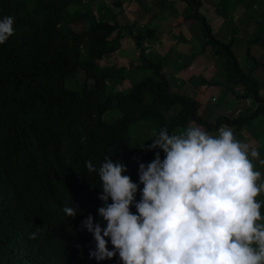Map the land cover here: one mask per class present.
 I'll return each mask as SVG.
<instances>
[{"label": "trees", "instance_id": "1", "mask_svg": "<svg viewBox=\"0 0 264 264\" xmlns=\"http://www.w3.org/2000/svg\"><path fill=\"white\" fill-rule=\"evenodd\" d=\"M182 1L184 18L199 23L198 53L209 47L210 69L223 73L234 98L253 102L244 114L202 119L198 101L173 91L161 59L145 48V39H158L157 28L128 22L119 9L114 11L118 2L94 14L92 0H0V18L14 17L15 29L0 44V264H121L118 256L89 258L96 245L81 222L89 214L94 223L104 222L97 217L101 181L85 162L91 160L99 168L111 155L126 163L125 174L137 181L138 162L154 158V151L140 146L153 137L130 143L132 125L152 121L156 131L166 126L174 133L193 124L210 135L226 125L236 136L264 119V33L258 31L259 22H251L257 33L246 43V70L234 51L237 37H246L245 24L229 22L230 38L219 39L200 11L203 0ZM248 1L251 5L257 0ZM78 24L85 39L76 33ZM123 38L137 50L136 63L129 61L127 68L102 65ZM127 79L128 87L119 89ZM67 81L74 83L69 86ZM196 81L218 84L199 75ZM111 111L119 116L104 121L103 115ZM260 159L253 163L260 164ZM257 199L264 200V193ZM66 205L78 208L74 218L64 214ZM33 232L35 239L30 238Z\"/></svg>", "mask_w": 264, "mask_h": 264}, {"label": "clouds", "instance_id": "2", "mask_svg": "<svg viewBox=\"0 0 264 264\" xmlns=\"http://www.w3.org/2000/svg\"><path fill=\"white\" fill-rule=\"evenodd\" d=\"M13 25L14 17L0 18V44L14 35ZM217 133L210 135L203 126L178 134L166 126L154 130L151 143L140 146L154 151V158L138 162L137 181L125 174L126 163L111 155L99 168L86 161L88 172L101 181L97 217L104 222L94 223L91 214L81 222L96 245L89 258L118 256L121 264H264V200L257 199L264 179L253 163L260 153L226 125ZM63 212L74 218L78 208L66 205ZM36 237L37 232L30 235Z\"/></svg>", "mask_w": 264, "mask_h": 264}, {"label": "rangeland", "instance_id": "3", "mask_svg": "<svg viewBox=\"0 0 264 264\" xmlns=\"http://www.w3.org/2000/svg\"><path fill=\"white\" fill-rule=\"evenodd\" d=\"M85 1H88V0H85ZM108 1L109 0H92V2L95 3L94 5H98V6L100 5L98 7L100 9L102 8V6L106 7V5L108 4ZM165 1H166L165 4L167 5L168 10L172 11L173 12L172 14L175 15L174 19L175 18L178 19V17L179 18L181 17L184 20H192V19L184 18L185 11H183L182 13H179L180 12L179 6L183 4L181 0H165ZM236 2L237 0H231L227 6H232L236 4ZM96 10L97 9L94 10L93 8L92 12L95 14ZM228 11H233V9L230 8ZM246 11L247 13H249L248 9H246ZM122 16L126 18L128 22L132 21L129 17H127L125 13H122ZM121 20L123 19L121 18ZM230 23L233 24V22H230ZM230 23H228L229 26H230ZM188 24L189 23H186L185 26L188 27ZM195 24L196 26L199 27L198 22H195ZM147 25H151V24H147ZM153 27H155V25ZM215 27H218V24H216ZM75 28L79 30L76 32L77 35H79L82 39H85L84 34L80 31V25L79 24L75 25ZM213 29L214 30L212 31V33H214L215 36L218 37L219 39H225V37L229 39L231 36V35L229 36L228 31H227V34H226V31H224V33L223 31H220L219 34H217L216 33L217 30H215V28ZM186 32H187L186 30L182 32V29L179 28L177 31H174L173 33L178 34V35L182 33L185 35ZM237 33L238 31H232V30L230 32V34H234V35H236ZM223 34L226 36H223ZM158 35L160 36L159 39L163 37V33L161 31L158 33ZM200 36L201 34L198 31L194 37H188L189 38L188 43L182 40L181 37L178 39V42H176L177 41V38H176L175 44L172 41L173 39V36H172L170 38L171 46L169 47L167 46L166 48H164V52H160L159 49L156 48L157 46L156 43L153 44L152 43L153 41L149 42L148 39H145V48L148 51V49L155 47V49L152 48L153 55L154 57L161 59L162 66L165 67L163 71L164 72L166 71L165 73L169 75L170 86L172 90L176 91V93L181 94V95L185 94L186 96H191L192 99H194L195 101H198L199 103L198 115L202 119L206 120L207 122H211L219 116L234 117V116H238L240 113L244 114L245 110L253 106V102L252 101L246 102V100H238L234 98L233 95L227 90V88L224 85L225 79H224L223 73L217 71L214 68L210 69V66H212L213 61H211V59H208V57L206 56V52L209 51V47H206L204 49V53L202 54V57H200L201 59H199V61L203 62V64L198 63V65L202 64V66L209 67L208 70H206L205 67L194 65V62L192 63L190 62V55L192 54L195 56L201 55L200 53H198L199 51L198 42L200 40ZM252 36L253 35L248 34L243 39H241V36L237 37V45L236 47H234V51H236V53L239 55V61L241 62L243 68L246 70L250 66L248 63V58H246V43H247V40L251 38ZM166 39L167 37L165 38V40ZM178 43L182 45H180V47H177V45H179ZM184 49H187V51H185ZM137 54H138L137 50L134 49L133 46L131 48H122L121 50H118V52H116L117 56L115 55V53H113L112 55L104 58V61L101 63L102 65H115L117 67L120 66V67L127 68L129 61L136 63ZM122 55H124V57H118ZM187 64H190V65L187 66ZM180 71H181V74L177 75V73H179ZM197 75H199L205 81H215L218 84L217 85H205L202 83L199 84L196 81ZM137 78L138 77H134V79H137ZM185 79H187V81H185ZM70 82L74 83V81H67V85L70 86ZM127 82L129 83L128 79L125 80L123 86H119L118 88L121 90H124L129 85L127 84ZM262 94L264 95V88L262 89ZM118 116H119V113L117 111L106 112L103 115V120L106 122H112ZM254 123L252 127H246L245 130L240 132L235 137L237 140L248 143L251 147L256 148L260 153V157H263L264 159V155L262 156V153H261L262 151H264V119H257L254 121ZM190 126H196V125L190 124L188 127ZM154 130L156 131V124L154 122L152 121L138 122L137 124L132 125L131 128L129 129V141L130 143H133V144L138 143V142H143L152 136V133ZM184 130H186V128L178 129L174 133L178 134V133L183 132ZM254 133H256L257 135H255ZM255 136H258L257 140L253 139ZM255 163L254 165L259 169V171L263 175L262 176L263 178L264 172H262V170L264 168V164H262L261 162L260 164H255Z\"/></svg>", "mask_w": 264, "mask_h": 264}, {"label": "crops", "instance_id": "4", "mask_svg": "<svg viewBox=\"0 0 264 264\" xmlns=\"http://www.w3.org/2000/svg\"><path fill=\"white\" fill-rule=\"evenodd\" d=\"M230 1L231 0H203V4L200 6V11L206 16L207 20L211 25L212 31L214 30L213 28H215V30H217L216 32L217 34H219L220 31H223V33L224 31H226L227 34V31L228 33L230 31V26L228 23L234 21V23L243 22L245 24L246 35L248 34L254 35L257 33L256 29L251 27V22L254 23L259 22L258 31L260 30V33L264 32V0H257L256 2H253L251 5H249L250 1L242 0L241 3L232 6L231 9H233V11H231V13L229 14L227 10V5L229 4ZM117 2L120 4V7L119 8L115 7L114 11H117V9H119L122 13H125L127 17H129L131 20H137L139 23L143 25L144 24H151V26L155 25V27L157 28V32L161 31L163 33V37L161 39H159L160 37L159 36L158 40H154L152 42L153 44L156 43L157 45L156 48H158L160 52H164V48H166L167 46L168 47L171 46L170 38L172 36H173L172 41L174 44L178 42V39L180 37L182 38V40L188 43L189 42L188 37H194L199 30V27L196 26L195 21L184 20L181 17L180 18L178 17V19L177 18L174 19L175 15L172 14L173 13L172 11L168 10L167 5L165 4L166 3L165 0H109L107 5L113 3L112 7L114 8V5ZM181 2L183 4L179 6L180 8L179 13H182L184 11V6H185L184 1L181 0ZM92 4L95 3L93 2ZM247 5L249 12L248 15L245 10V7ZM99 6L95 5V9L98 8ZM106 7L102 6L101 9H97V13L99 12V10H101V12L102 10H106ZM186 23H189L188 27L185 26ZM216 24H218V27H215ZM179 28L182 29V32L184 30L187 31L185 35L182 33H180V35L173 33L174 31H177ZM223 36L226 35L223 34ZM166 37L167 39L165 40ZM176 38L177 41L175 42ZM180 45L182 44L177 45V47H180ZM132 46L133 44L131 43V40L124 38L123 41L122 40L120 41V46L118 50H121L122 48H131ZM152 48L148 50H151ZM153 49H155V47ZM118 50L116 52H118ZM184 50L187 51V49ZM118 57H124V55ZM200 57H202V54L194 56L190 62L191 63L194 62V65L196 66L198 65V63L203 64V62L199 61V59H201ZM202 64L201 65L199 64L198 66H202ZM180 74L181 71L177 73V75ZM185 81H187V79H185Z\"/></svg>", "mask_w": 264, "mask_h": 264}]
</instances>
